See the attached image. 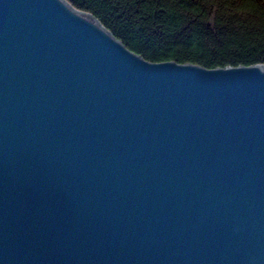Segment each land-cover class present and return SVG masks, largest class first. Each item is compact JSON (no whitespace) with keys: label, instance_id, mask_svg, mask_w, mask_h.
Masks as SVG:
<instances>
[{"label":"water","instance_id":"obj_1","mask_svg":"<svg viewBox=\"0 0 264 264\" xmlns=\"http://www.w3.org/2000/svg\"><path fill=\"white\" fill-rule=\"evenodd\" d=\"M0 264H264V64L0 0Z\"/></svg>","mask_w":264,"mask_h":264},{"label":"trees","instance_id":"obj_2","mask_svg":"<svg viewBox=\"0 0 264 264\" xmlns=\"http://www.w3.org/2000/svg\"><path fill=\"white\" fill-rule=\"evenodd\" d=\"M149 61L264 64V0H67Z\"/></svg>","mask_w":264,"mask_h":264}]
</instances>
